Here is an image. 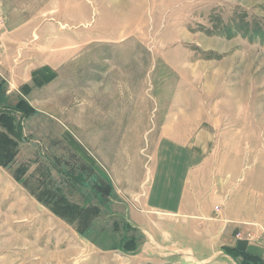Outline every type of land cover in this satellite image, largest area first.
<instances>
[{"label":"rangeland","instance_id":"obj_1","mask_svg":"<svg viewBox=\"0 0 264 264\" xmlns=\"http://www.w3.org/2000/svg\"><path fill=\"white\" fill-rule=\"evenodd\" d=\"M36 58L57 69L44 85L0 79V254L264 264L236 243L262 220L208 211L216 182L250 202L264 182V0H0V61Z\"/></svg>","mask_w":264,"mask_h":264},{"label":"crops","instance_id":"obj_2","mask_svg":"<svg viewBox=\"0 0 264 264\" xmlns=\"http://www.w3.org/2000/svg\"><path fill=\"white\" fill-rule=\"evenodd\" d=\"M37 62L33 63V60H31V62H28L26 65L22 64L21 66H16L13 70V65L10 61H8L7 59H2V61H0V79L4 80V82H2V87L5 88L4 92L5 93H11L14 92L15 90H17L18 92H21V89L23 87V91L26 90V88L30 87V84L33 83V85H44L45 82H47L48 80L52 79V77L54 76V72L57 71L56 68H54V66L52 67L51 65H49L48 63H46L44 61V59H40V58H36ZM188 106H186L185 108L187 109V113L186 115L188 116V118H191L192 116H195V114H197L198 109L197 107L193 106L192 102H191V98L189 99V103H187ZM2 106V105H0ZM193 118V117H192ZM217 166V165H216ZM225 166V165H223ZM233 167V166H232ZM258 168V167H257ZM231 166L228 167V169L226 167H222L219 164L217 166V172H231ZM261 168H258L257 170L259 171V173H261ZM236 172V171H235ZM243 178H245L243 176ZM261 178H259V181H252L254 184L250 187V194L252 196L251 198V202L248 201L249 197H245V194L243 191H240V188H242V185H244V187L246 188L245 185V180L238 182L237 184H239L238 186H235L236 182L231 184L233 186H229L228 188H225L224 185L222 186H218L217 182L215 183L213 188H223L222 191H219V194H214V197L216 199L217 195H219L218 199H216V203H211L208 207V211H210L212 209L213 206L215 207H220L221 210H223L222 212L227 215L226 217L235 223H245L248 222L249 224L252 223L254 225L258 223H260V221H264V213L262 214V210L264 209V192L262 191L264 189V182L261 181ZM260 182V183H257ZM235 184V185H234ZM231 187H233V191H231ZM252 188H254L253 192L251 191ZM228 189V191H227ZM216 189L213 191L215 193ZM241 195V199H236L237 196V192ZM256 191V192H255ZM248 192V191H247ZM223 193V194H222ZM234 193V194H233ZM202 195V199H205V191H203V193H201ZM223 195V196H222ZM157 195H155L156 197ZM250 202V203H249ZM205 204V201H196V203L194 204V208H195V213L198 216L202 215L203 210L206 208H202ZM182 205V204H181ZM161 206V205H160ZM183 206H185V204H183ZM162 207V206H161ZM160 207V208H161ZM189 209V208H188ZM187 209V210H188ZM261 221L260 224V228L258 229L255 226V230H259L260 233L262 234L260 237V244L258 241L255 242V244H250V242L241 240L242 238H240L236 243H237V248L241 251V252H247V251H251L253 253H258V252H262L264 253V237H263V232H264V224ZM256 222V223H254ZM251 224V225H252ZM254 228V227H253ZM264 260V258H262ZM15 262L10 261L9 257L4 255V254H0V264H14Z\"/></svg>","mask_w":264,"mask_h":264},{"label":"trees","instance_id":"obj_3","mask_svg":"<svg viewBox=\"0 0 264 264\" xmlns=\"http://www.w3.org/2000/svg\"><path fill=\"white\" fill-rule=\"evenodd\" d=\"M4 115V114H3ZM5 116H2L1 118H4ZM1 137H2V139L3 138H6V137H4V136H0V140H1ZM10 152H9V150L8 149H5V148H3L2 146H0V158L1 159H3V160H8L10 157H11V155L9 154Z\"/></svg>","mask_w":264,"mask_h":264}]
</instances>
